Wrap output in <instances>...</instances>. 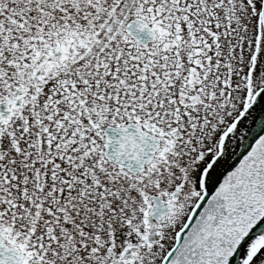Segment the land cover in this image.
<instances>
[{
  "label": "snow or ice",
  "instance_id": "1",
  "mask_svg": "<svg viewBox=\"0 0 264 264\" xmlns=\"http://www.w3.org/2000/svg\"><path fill=\"white\" fill-rule=\"evenodd\" d=\"M0 264H264V0H0Z\"/></svg>",
  "mask_w": 264,
  "mask_h": 264
}]
</instances>
